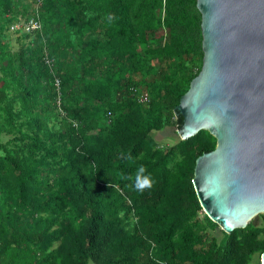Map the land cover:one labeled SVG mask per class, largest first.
Returning a JSON list of instances; mask_svg holds the SVG:
<instances>
[{"label": "trees", "instance_id": "16d2710c", "mask_svg": "<svg viewBox=\"0 0 264 264\" xmlns=\"http://www.w3.org/2000/svg\"><path fill=\"white\" fill-rule=\"evenodd\" d=\"M27 1L0 0V32ZM39 1L31 45L0 44V136L11 135L0 140V264H260L264 214L217 239L195 196L194 161L214 137L161 148L150 136L181 126L174 106L202 57L195 0ZM141 85L144 105L128 92ZM140 166L153 181L143 193Z\"/></svg>", "mask_w": 264, "mask_h": 264}, {"label": "water", "instance_id": "95a60500", "mask_svg": "<svg viewBox=\"0 0 264 264\" xmlns=\"http://www.w3.org/2000/svg\"><path fill=\"white\" fill-rule=\"evenodd\" d=\"M195 6L201 65L174 106L176 132L214 137L213 149L195 158L191 184L203 213L228 233L264 213V0Z\"/></svg>", "mask_w": 264, "mask_h": 264}, {"label": "rangeland", "instance_id": "374dc122", "mask_svg": "<svg viewBox=\"0 0 264 264\" xmlns=\"http://www.w3.org/2000/svg\"><path fill=\"white\" fill-rule=\"evenodd\" d=\"M13 8H14V10H13L12 14L14 15V18L8 22H5L3 25V28L0 32V44L6 45L11 51H15L19 45H25V44L31 45L30 44L31 38H32V35L35 33V31H30V32L28 31V32H24V33H21L20 30L14 31L12 29V26H11L12 23L19 22V21L21 22L25 18H27V16L29 15V13L33 9V1H30V2L27 1L23 4H17ZM158 13H159V11H156V14H158ZM167 34L168 33L165 29L160 28L158 30V32L156 31L154 33L153 38L156 40V42L158 44L162 45L164 40L167 38ZM42 48H43V46H42ZM45 50L47 52L46 47H45ZM196 66L197 65H195V64L190 65V71L192 73L196 71V69H197ZM0 76H1V73H0ZM140 78H141V76L138 74L133 75V79L138 80ZM139 89L144 90L146 92V89L143 85H141ZM46 119H47V127L54 126L55 128H57L59 125L57 120H60L61 117L59 116L57 109L54 107L53 113L51 114L50 117H46ZM176 130L177 129H175L174 126L168 125V126H164L160 130L151 131L150 136L153 140H155V142L157 143V145L159 147L165 148V147H167L173 143H176L179 140V135L177 134ZM10 137H11V135L2 134L0 136V140L2 142H4L7 139H9ZM202 213H203V211H202ZM260 214H264V213H258L256 215L252 216L246 224L253 225V226L261 225L262 222H261ZM210 231H211V233H213V235L217 239H219L222 235L221 231H223V230L221 229L220 225H217L215 229L210 230ZM256 260H257L256 256L253 255L251 257V262L253 263ZM258 261H259V259H258Z\"/></svg>", "mask_w": 264, "mask_h": 264}, {"label": "built area", "instance_id": "2783aa9c", "mask_svg": "<svg viewBox=\"0 0 264 264\" xmlns=\"http://www.w3.org/2000/svg\"><path fill=\"white\" fill-rule=\"evenodd\" d=\"M40 1L39 0H34L33 1V9L32 11L29 13V15L27 16V18H25L23 21H19V22H14L12 23V29L14 31H21V33L24 32H30V31H36L39 30L40 28V23L38 20V6H39ZM41 59L43 61V63L46 65V67L48 69H51L53 66V59L50 58L48 56V54L46 53V51L44 50L42 52V56ZM59 84L60 81L58 79V77H56L55 75L53 76V88H54V106L55 108L58 110V112L60 114H63V111L60 108V93H59ZM140 87H136V86H130L128 88V92L129 94H131L132 98L134 99V101L138 104L144 105L148 102V94L147 92H145L144 90H140ZM107 116H110V113L107 112ZM71 125L73 127L76 126V124L72 121Z\"/></svg>", "mask_w": 264, "mask_h": 264}, {"label": "clouds", "instance_id": "9594fccd", "mask_svg": "<svg viewBox=\"0 0 264 264\" xmlns=\"http://www.w3.org/2000/svg\"><path fill=\"white\" fill-rule=\"evenodd\" d=\"M146 172V168L144 166H140L134 178V188L135 190L143 193L146 189H151L153 187V181L150 176L144 175Z\"/></svg>", "mask_w": 264, "mask_h": 264}]
</instances>
